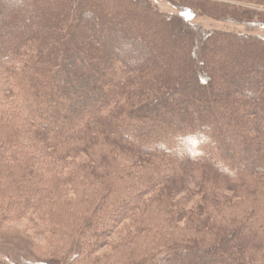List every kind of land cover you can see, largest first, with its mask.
I'll list each match as a JSON object with an SVG mask.
<instances>
[{
  "label": "trees",
  "instance_id": "16d2710c",
  "mask_svg": "<svg viewBox=\"0 0 264 264\" xmlns=\"http://www.w3.org/2000/svg\"><path fill=\"white\" fill-rule=\"evenodd\" d=\"M17 1L0 0V228L29 216L47 244L27 235L34 260L7 256L264 264V12L218 0H124L118 23L102 10L86 30L78 19L104 0H33L62 11L54 24L48 9L36 21L31 10L16 18ZM202 15L236 28L204 27ZM132 18L148 23L140 38ZM176 32L186 33L185 49L184 37L171 40ZM81 41L92 52L75 60ZM160 44L174 50L163 65Z\"/></svg>",
  "mask_w": 264,
  "mask_h": 264
},
{
  "label": "rangeland",
  "instance_id": "374dc122",
  "mask_svg": "<svg viewBox=\"0 0 264 264\" xmlns=\"http://www.w3.org/2000/svg\"><path fill=\"white\" fill-rule=\"evenodd\" d=\"M95 1H97V0H95ZM104 1H105V3L104 2H102L101 4L97 3L98 5H96V2L94 3L95 4L94 6H96V7H95V9H93V8L91 9L92 14L90 16H87L86 18L80 17L78 19L81 22V24L83 25V27H85L86 30H89V26L91 24L94 25L97 22L95 20V18H97V14L99 12H101L102 10L106 15H108L112 18L115 17L114 19L117 21V19H119L120 17L122 18V16L124 15L125 9H128V7L130 6L129 2L124 1V0H122V2H117L116 0H104ZM218 1L227 2L231 5L244 6V7H247L249 9H252V10L254 8L258 11L264 12V0H218ZM2 3H5V1H3ZM162 4H164V5L167 4V6L168 5L170 6V4L167 2V0H165L164 3H162ZM10 5L12 7L11 10L13 11V16H15L16 18H18L20 16V14H22V12L31 10L30 15H29V19H31V21H36V20H39V18H40V14H38V11H39V13H42L41 15H43L47 9L52 14V19H50L52 24L55 23L56 19L59 20V19L63 18L62 13H61L62 11H59V9L56 8L57 7L56 5L52 6V8L49 7L48 5H52V4H49V2H47V3L46 2L34 3L33 0H20V1H17L16 3L10 4ZM114 6L118 9L117 13H112L108 10V8H111ZM124 16H126V14ZM138 17H140V16H138ZM5 18H6V16H3V14L1 13L0 19H5ZM154 21H155V26L156 25L157 26H159V25L164 26L163 24L165 22L163 20L154 19ZM197 21L199 23L203 24L204 27H208V28H211V27L226 28V29L231 28V27L236 28V26H233L234 24H232L231 22L228 23V21H224L222 18L215 19L212 16H207V15L199 16L197 18ZM12 23L13 22H9V25L12 26ZM116 23H118V21ZM147 24L148 23H147V21L144 20V18H138V19L132 18L131 20H129L128 21V27L130 28L129 30H131V35H133L135 38L136 37L140 38L141 35H139V32H141V30L143 28L147 27ZM48 29H50V26L49 27L46 26L43 28L44 31H47ZM237 29L244 31L245 27L239 25V26H237ZM4 31H5V33H7L10 31V29L7 28ZM59 31H61V30L58 27H55L53 29L52 33H53V36L55 39H57L56 33L58 34ZM74 32H75V34L78 33L77 30ZM257 32L264 33V28L258 29ZM185 35H186V33H184V32H182V34H181V32L173 33V34H171V38H172L171 40L173 42H175V39H177L178 36L184 37V39L182 41L177 42V44L182 46V48L184 47V49H185L186 46L188 45V43L190 42L189 40H186ZM114 37L120 43V41H121L120 37H118L117 35H115ZM149 38L152 39V37H149ZM151 39L146 40V42L147 43L151 42L150 41ZM79 44H80V48H81L80 50L81 51L74 53L71 57L75 60H79V57H78L79 55L88 58L87 55L91 54L92 47L84 41H81ZM157 49L160 51L161 50L165 51L164 56L159 58L160 59L159 61L162 62L161 65L166 63L168 55L169 56L174 55L173 54L174 50L169 46H164L163 44H160V45H158ZM147 50H148L147 55L139 58L141 61L151 59L153 54L156 53L153 46L151 48H147ZM209 57H213L212 54H209ZM219 58H220V55H219ZM221 58H223V56ZM209 72L210 71L208 70V75H209ZM203 143L200 145L201 148H205L206 142H203ZM215 154H216L215 152L209 151V156H211V158H213L214 160L218 161V158H216L217 156ZM192 155L196 156L197 154L195 152ZM223 157H225V156H220V159ZM224 160H225V158H224ZM223 164H224L223 162H220L218 165L220 167H224ZM225 169L228 172H231V170L233 171L232 166L231 167L229 166ZM29 218H30L29 216H25L24 218H21V220L18 221L17 224H6V225L4 224L0 228V231H3L4 227L6 226V227L16 229L15 232L17 231V234L16 233L15 234H4L3 235L4 238L0 237V257L3 258L4 260H7L6 262L9 264H18L21 261L19 262L17 259L15 260V259H12L11 257H8L7 256L8 253L9 254H18V256H20V258L24 257V259H22L24 261H26L25 259H29V258L32 259V257L33 258L36 257V256H34V255H36V249H35V247H30V246H32V244H31L30 238H28L27 235H29L32 238L39 241L41 243V245L47 244L46 243L47 238L44 235L38 233V231H36L37 229L34 231H36L38 236H36L34 231H32L33 229L30 226L31 221ZM38 251L41 252L42 250L38 249ZM25 255L29 256V258H25ZM32 260H34V259H32ZM206 260L204 262H206ZM193 262H195L196 264L202 263V262H200V260H195ZM221 264H224V263H221Z\"/></svg>",
  "mask_w": 264,
  "mask_h": 264
}]
</instances>
